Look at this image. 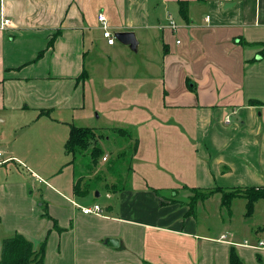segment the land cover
Returning <instances> with one entry per match:
<instances>
[{
    "label": "crops",
    "instance_id": "1",
    "mask_svg": "<svg viewBox=\"0 0 264 264\" xmlns=\"http://www.w3.org/2000/svg\"><path fill=\"white\" fill-rule=\"evenodd\" d=\"M99 13L135 34L138 56L107 44ZM3 19L0 253L20 233L44 264H264V199L237 220L244 198L213 194L196 203L216 202L202 223L154 191L264 186V0H0ZM94 112L110 132L95 146L116 147L103 205L75 197L83 177L67 189L43 168L71 164L70 124Z\"/></svg>",
    "mask_w": 264,
    "mask_h": 264
},
{
    "label": "rangeland",
    "instance_id": "2",
    "mask_svg": "<svg viewBox=\"0 0 264 264\" xmlns=\"http://www.w3.org/2000/svg\"><path fill=\"white\" fill-rule=\"evenodd\" d=\"M115 44L117 46L121 45V43L116 38H115ZM131 55L138 56L139 54H137V51H132ZM96 116H97L96 112H94L92 117L87 119L86 121H80V123L74 122L75 125H78V126L82 125V126H87V127H92V128L94 127L93 130L97 129L95 132L92 131L93 133L92 135H90V140L88 141L87 145L79 146L75 148L76 159L74 163H71L69 165H64V163H62V161L60 160H59L60 162H57L55 164H54V161H46V162H43L44 164L43 168L48 169V170H54L53 175L51 177H54L56 180H59L61 186L65 184L67 186V189H69V184H71V178L73 177V175L76 174L78 176L76 177V179L79 178V176L83 177L82 184H79L81 185L80 189H85L87 192L82 195H80L79 193H74V195H76L75 197H77L78 199L81 198L80 201L85 200V201H89L90 203L97 201L99 204L103 205V203L106 202V198L104 196L106 192L105 184L109 182L108 167H112L111 163H113L116 159V153H115L116 147H112L113 145L112 139H110L109 141L99 140L98 143L100 144L99 146L100 152L98 156L96 157V162L94 163L92 161L90 151H91V148L95 146L96 144L97 136H100V137L102 136L101 138H104L103 135H110V132L107 131L106 128L102 129L99 127L101 126V123L100 121L95 119ZM103 131H107V132H103ZM99 132H102V133L99 135ZM102 156H105L107 158V161H103ZM126 163H128V160H126ZM124 165H125V161L123 163L121 162L120 164L114 165L113 172H115V174H118V173L121 174V170L123 171V169H125ZM1 168L4 169L3 167ZM97 192L100 193V196L96 195ZM215 193L216 192L210 195H207L205 197L200 195L199 197L202 199V201H205L206 199L208 200L210 197H212L213 194H214L213 196H215L217 199L221 198V195L215 194ZM164 194L169 195L170 192H164ZM180 195L181 193L178 194L179 197ZM185 198L186 196L184 195V199ZM216 198H214L215 201H216ZM238 201L239 202H235L236 204L233 205V213L237 220L240 218L241 213L244 212L245 210L244 199H239ZM261 201H264V200H261ZM258 207L259 208H258V213L256 214L257 215L256 217L258 219H262L264 218V212H262L263 209L260 208L261 206H258ZM188 210H189V207H188ZM191 210L192 211L198 210V206L196 203L193 206V208H191ZM209 212L213 214L215 213V215L217 216L216 202H209L207 205L205 204L204 211L202 210L197 211L199 221H201L202 223H205L206 222L205 214ZM220 214L221 216L225 217L226 209L222 208ZM211 220L215 222L214 216L211 217Z\"/></svg>",
    "mask_w": 264,
    "mask_h": 264
},
{
    "label": "trees",
    "instance_id": "3",
    "mask_svg": "<svg viewBox=\"0 0 264 264\" xmlns=\"http://www.w3.org/2000/svg\"><path fill=\"white\" fill-rule=\"evenodd\" d=\"M186 10H182V15L185 17ZM93 130L89 127L76 126L70 124L68 137L64 143V151L66 155L71 157L69 162H73L75 157V148L87 145L92 135ZM100 152L99 147L93 146L90 151L92 161L96 162V157ZM79 180L75 183L74 189L79 188ZM183 189L189 191V195L184 197L178 196V189H172L169 195H165L159 190H154L158 196L164 201L170 203H180L188 205L190 214L191 208L198 201H202L200 195L205 197L214 192H221V205L229 207L233 198L241 197L246 200L245 216L249 217L254 210V203L259 199H264V186L261 187H243L235 189H223L220 187L214 189H198L185 186ZM206 194V195H205ZM204 200V199H203ZM232 262H234L233 255ZM0 264H44L43 262V247L34 249L33 244L27 240L22 234L15 233L12 236L6 237L2 240Z\"/></svg>",
    "mask_w": 264,
    "mask_h": 264
},
{
    "label": "built area",
    "instance_id": "4",
    "mask_svg": "<svg viewBox=\"0 0 264 264\" xmlns=\"http://www.w3.org/2000/svg\"><path fill=\"white\" fill-rule=\"evenodd\" d=\"M97 19H98V22H99V24L101 26V29H102V36L106 39L107 44L108 45L114 44L115 37H114V34L112 33V31L109 28V25H108V22L106 20L105 15L103 13H99L98 16H97ZM9 23H10V21L8 19H3L2 23L0 25V28H4V27L8 26ZM170 24H171V27L174 28L173 21H171ZM226 121L228 122L229 119H226ZM0 155H1V153H0ZM105 158L106 157H103V160ZM1 163H2V161H0V164ZM82 212L84 214L99 213V212H101V208H100V206L98 204H94L91 207H83L82 208ZM263 245H264V239L259 241L258 246H263Z\"/></svg>",
    "mask_w": 264,
    "mask_h": 264
},
{
    "label": "water",
    "instance_id": "5",
    "mask_svg": "<svg viewBox=\"0 0 264 264\" xmlns=\"http://www.w3.org/2000/svg\"><path fill=\"white\" fill-rule=\"evenodd\" d=\"M114 36L120 43L128 45L131 50L136 51L138 42L133 32L131 31L116 32ZM107 243L111 246L116 245V240L109 238L107 239Z\"/></svg>",
    "mask_w": 264,
    "mask_h": 264
}]
</instances>
